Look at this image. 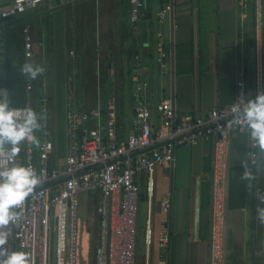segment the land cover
Instances as JSON below:
<instances>
[{
  "label": "crops",
  "instance_id": "0c3cea01",
  "mask_svg": "<svg viewBox=\"0 0 264 264\" xmlns=\"http://www.w3.org/2000/svg\"><path fill=\"white\" fill-rule=\"evenodd\" d=\"M8 1L0 0V8ZM172 1V18L163 24H159L157 13L167 0H143V17L138 23L130 21L129 0H51L50 5L44 3L22 15L0 20V35L12 36L9 43L0 38L1 68L2 49L8 44L11 43L10 50L24 52L20 24L29 27L35 46L43 42V48L35 47L29 63L40 65L45 60L51 137L56 128V95L61 93L63 154L56 158L62 160L65 155L64 82L70 78L85 110L99 106L101 121L113 101L122 137L131 128L135 79L141 87L142 101L151 108L154 126H158L154 106L163 98L172 100L178 115L203 116L209 109L234 100L235 82L240 75L250 96H255L258 89L264 92V0L259 30L253 0ZM160 33L167 37L168 70L164 74H160L157 64ZM24 62L27 64L25 59ZM63 66L64 80L57 87L55 80ZM27 76L30 75L24 71L23 79ZM3 79L4 76L0 83ZM32 82L29 102L36 110L38 76ZM24 97L25 103V93ZM95 123L91 118L88 128ZM249 151L247 132L229 135L223 264H264V222L257 213L258 206L264 207V201L259 199L264 195V151L257 146L258 163L251 192H247L245 165ZM212 174L213 140L202 138L196 145L177 146L173 163L155 169L150 206L145 176L138 175L135 264H208ZM165 200L170 207L163 212L160 203ZM147 218L152 229L149 246L143 240ZM164 229L170 243L162 256L157 237Z\"/></svg>",
  "mask_w": 264,
  "mask_h": 264
},
{
  "label": "built area",
  "instance_id": "2783aa9c",
  "mask_svg": "<svg viewBox=\"0 0 264 264\" xmlns=\"http://www.w3.org/2000/svg\"><path fill=\"white\" fill-rule=\"evenodd\" d=\"M51 0H9L0 8V20L15 17ZM257 30L263 17L262 0H253ZM130 21L138 23L143 17V0H129ZM173 1L167 0L157 13L159 24L170 21ZM171 29V27H169ZM167 37L160 33L157 40V64L160 74L168 70ZM37 47L43 48V42ZM35 43L24 27L23 56L26 63L34 58ZM43 71L38 74L36 112L43 116L34 144L24 141L17 161L31 164L42 172L43 180L24 203L16 208L18 219L9 223L7 243L9 251L24 250L30 254L32 264H84L87 255H80L81 234L87 233L81 221V197L87 195L96 204V243L92 252L93 264H135L136 221L139 209L140 188L136 181L139 174L145 176L144 186L148 205L155 189L154 171L157 167H169L174 161L177 146L196 145L202 138L213 140V174L211 180L210 234L208 264H223L225 233V154L231 133H243L248 129L242 121L233 120V108L241 109L247 99L254 98L247 92L242 75L235 82V98L225 106L209 109L203 116L178 115L169 98L161 99L155 106L158 126H154L152 111L141 99V87L135 79L133 118L130 132L122 137L117 130V115L113 101L105 119L101 121L99 106L91 111L83 108L76 95L74 80L64 82L66 89L65 139L66 149L62 160L55 156V144L51 137V106L47 91V67L42 60ZM24 93L27 100L23 108L31 106L29 96L33 90L30 76L25 77ZM32 107V106H31ZM91 118L96 123L88 128ZM249 135V134H248ZM250 151L245 171L246 190L251 192L254 172L258 163L257 144L250 135ZM158 146V147H154ZM153 149L138 153L146 148ZM136 154V155H133ZM5 158L0 156V162ZM59 180L62 182L48 186ZM169 201L160 203L166 212ZM89 229V226L87 225ZM88 241L90 234L87 233ZM143 240L146 246L152 241L150 218L146 219ZM161 255L169 248L170 236L166 229L158 234Z\"/></svg>",
  "mask_w": 264,
  "mask_h": 264
},
{
  "label": "clouds",
  "instance_id": "9594fccd",
  "mask_svg": "<svg viewBox=\"0 0 264 264\" xmlns=\"http://www.w3.org/2000/svg\"><path fill=\"white\" fill-rule=\"evenodd\" d=\"M24 71L35 79L43 68L27 63L23 65ZM232 111L233 120L242 121L253 142L264 151V92L247 99L242 109L237 105ZM42 119L43 116L31 106H11L8 93L0 92V156L5 158L0 162V264H32L27 251H9L3 246L10 234L6 226L18 219L16 208L43 180L42 172H37L31 164L17 161L22 142L39 143L35 132L41 127ZM245 175L251 176L252 173L246 170ZM259 199L264 201V195H260ZM257 213L260 221L264 222V207L258 206Z\"/></svg>",
  "mask_w": 264,
  "mask_h": 264
},
{
  "label": "trees",
  "instance_id": "16d2710c",
  "mask_svg": "<svg viewBox=\"0 0 264 264\" xmlns=\"http://www.w3.org/2000/svg\"><path fill=\"white\" fill-rule=\"evenodd\" d=\"M262 5H263V0H262ZM253 9H254V3H253ZM25 25V23H22ZM20 24L18 26V28L20 29V36L22 38V45H23V36H24V25ZM17 28V29H18ZM11 33H4L0 35V38L2 40H4L5 43H9V41L11 40ZM0 40V42H2ZM11 44V43H10ZM10 44H8L7 47H4L2 49V61L3 64L2 66L4 67V79L3 81L0 83L1 87H2V91L3 92H7L8 93V97L11 101V106H22L25 100L24 97V79L22 80H15V79H11L10 78V67L13 65H24V56L23 53L21 54L19 52L18 49H13L10 50ZM15 57V58H14ZM64 66L62 71L58 72L57 74V78L55 80L56 86L59 87L60 84L63 82L64 80ZM36 90V89H35ZM36 94V93H35ZM37 95V94H36ZM61 93L60 91L57 92L56 98H57V110L55 111V122L54 124L56 125V128L54 129V132L52 133V139L53 142L55 144V156L57 157H61L63 154V131H62V112H60V100H61ZM52 112V111H51ZM102 114L104 115V112H102ZM51 120V119H50ZM50 125L52 126L51 122ZM50 126V127H51ZM52 131V130H51ZM97 221V220H96ZM95 221V224L93 227H91L89 224V233H90V241L93 240V242L95 243V238H96V231H97V222ZM93 243V244H94ZM93 244L90 243V251L89 253L93 252Z\"/></svg>",
  "mask_w": 264,
  "mask_h": 264
},
{
  "label": "rangeland",
  "instance_id": "374dc122",
  "mask_svg": "<svg viewBox=\"0 0 264 264\" xmlns=\"http://www.w3.org/2000/svg\"><path fill=\"white\" fill-rule=\"evenodd\" d=\"M4 76V69L3 67L1 68L0 66V81L1 79L3 78ZM81 201V204H82V209H81V214H80V217H81V221L82 223H84L86 226V229H87V233L90 234L88 231V228H87V225L89 224L91 227L94 226L95 224V221H96V215L94 213V210H95V206L96 204L94 202L91 201V198L88 197L87 195H84L83 197H81L80 199ZM87 233H82L81 234V248H80V255L81 257L83 258L85 255L88 254V247H89V251H90V243L93 244V240L92 241H88V238H86V244H87V250H86V253L84 254V235H86L87 237ZM95 243H96V238H95ZM95 243L93 244V247L95 246ZM87 261L84 262V264H93V259H92V255L91 253H89L87 255Z\"/></svg>",
  "mask_w": 264,
  "mask_h": 264
},
{
  "label": "water",
  "instance_id": "95a60500",
  "mask_svg": "<svg viewBox=\"0 0 264 264\" xmlns=\"http://www.w3.org/2000/svg\"><path fill=\"white\" fill-rule=\"evenodd\" d=\"M8 19V18H7ZM7 19H1V21H5ZM10 77L12 79H16V80H22L24 78V72H23V65H13L10 67ZM154 147H158V146H154ZM153 149V147H149V148H146L138 153H142V152H147L149 150ZM133 155H136V154H133ZM62 182V180H59L55 183H52V184H48V186H51L53 184H57V183H60Z\"/></svg>",
  "mask_w": 264,
  "mask_h": 264
},
{
  "label": "bare ground",
  "instance_id": "6f19581e",
  "mask_svg": "<svg viewBox=\"0 0 264 264\" xmlns=\"http://www.w3.org/2000/svg\"><path fill=\"white\" fill-rule=\"evenodd\" d=\"M84 239H85V240H84L83 243H84V254H85V253H86V250H87V249H86V248H87V244H86V235H84Z\"/></svg>",
  "mask_w": 264,
  "mask_h": 264
}]
</instances>
